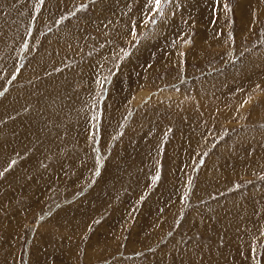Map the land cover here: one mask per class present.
Instances as JSON below:
<instances>
[{
  "label": "rangeland",
  "instance_id": "374dc122",
  "mask_svg": "<svg viewBox=\"0 0 264 264\" xmlns=\"http://www.w3.org/2000/svg\"><path fill=\"white\" fill-rule=\"evenodd\" d=\"M0 264H264V0H0Z\"/></svg>",
  "mask_w": 264,
  "mask_h": 264
},
{
  "label": "snow or ice",
  "instance_id": "6c2138e0",
  "mask_svg": "<svg viewBox=\"0 0 264 264\" xmlns=\"http://www.w3.org/2000/svg\"><path fill=\"white\" fill-rule=\"evenodd\" d=\"M154 4H155L156 8L159 10V7L161 5V0H154Z\"/></svg>",
  "mask_w": 264,
  "mask_h": 264
}]
</instances>
